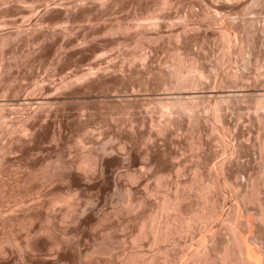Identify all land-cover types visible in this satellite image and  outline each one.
<instances>
[{"label":"rangeland","instance_id":"374dc122","mask_svg":"<svg viewBox=\"0 0 264 264\" xmlns=\"http://www.w3.org/2000/svg\"><path fill=\"white\" fill-rule=\"evenodd\" d=\"M104 1L106 2L104 7L100 6L99 4ZM161 1L0 0V55L4 59V64L8 66L5 69V82H0V103L5 104L3 113L8 116L7 119L12 117L11 113L19 111L29 97L27 95L42 84L52 87V94L58 96L56 104H51V107L47 108L48 124L36 128L33 141L6 156L4 169H7V175L0 174V179L5 184V188L0 190V203L12 204L13 200L27 192L33 194V197L36 196V192L43 193L42 199L48 200L54 196L53 193L56 195L61 191V194L73 198L74 201L72 199L71 201H77L86 210L82 215H77L76 219H78L75 220L74 214L73 218L70 217L71 211L68 214L69 208L66 204L59 209L54 207L52 209L53 212L56 211L54 215L59 217L65 215L68 218L64 216L61 223L50 219L49 222L41 225L48 226L51 235L58 234L63 243L61 242L58 247H50L48 239L38 249L33 250V253L30 248L24 249L26 229L15 226V245L0 240V249L8 251L5 256H0V264H118L122 260V252L132 253V250L133 253L140 252L144 257H149L151 254L153 256L157 252L154 253L155 246L149 244V240H140L138 242L140 246L131 243L130 237L135 231L138 213L134 214L126 210L127 196L142 197L145 201L143 206L145 210L141 211L149 212L156 209V205H160L165 195L170 196L175 191H179L178 194L185 198L180 202L181 208L190 216V213L201 205L202 198L199 199L197 190L201 188L202 183L221 178L215 176L214 169L227 157L229 160L228 158L226 160L228 163L226 162L225 175L227 174V179L231 184L233 183V190L219 187L216 183L208 196L209 205L219 199L220 209L217 211V217L211 222L201 225L197 223L196 227L193 226L194 234L192 232L176 234L172 240L176 247L171 243L169 247L167 244L169 242L166 243L168 246L161 244L156 247L160 249L161 246L168 247L169 250L167 249L165 255H171L170 259L166 257L168 255L164 256L172 263L167 260L166 264L169 262L183 264L193 251H202L203 241H206L207 247L212 245L211 248L209 247V250H212L211 254L218 252L221 248L220 244L231 238V233L222 220L225 215L233 212L235 205L240 204V196L247 191L245 207H240L239 216L241 215L242 221L252 220V228L247 230V234L250 233L253 237L254 247L255 245L258 247H255L256 249L264 250V221L258 220L260 208H264V149L260 151L257 145V141H261L264 134L255 121L256 114L261 115L263 109L255 113L254 106L259 98L264 104V29L262 27L264 25L261 22L264 21L262 20L264 0L257 4L252 0H241L234 6L233 0L232 3L229 0H171L170 4L162 8ZM224 2L229 3V6L226 5L228 8L225 7ZM154 20L158 26L151 28ZM251 20H257L254 23L257 25L249 26ZM220 22L225 24L232 22L234 27L239 24V29L241 24L243 25L242 22L249 26L247 32L250 35L246 34V30L241 35L244 36L242 53L235 52L233 42L226 47V44L219 39L216 27ZM148 24L150 28H144ZM119 25L121 28L128 26L135 28L126 30L127 32L108 31ZM182 25L188 27L189 33L185 36V40L178 43L174 35L176 31L181 30ZM250 27L253 30H250ZM231 39H233L232 35ZM180 56H183L186 64L187 61L196 60L197 66L204 73V78L200 82L194 77L193 81L198 83L194 85L195 87L177 91L164 84L169 81L167 73L176 62V57ZM138 57L145 58V61L139 60ZM142 62L144 63L141 64ZM110 63V67L114 65L117 69L121 68L125 80H121L119 71L113 74L110 70L105 72V76L94 75L96 80L93 78L94 81L91 80L88 85L82 87L77 88L73 85L74 87L67 86L68 88L64 89L63 86L58 85L60 82L64 84V80L73 75L86 73L89 69L95 71L98 67L100 69L106 67V64L109 66ZM231 74L237 78L243 76L242 82L237 79L234 80L237 81L236 83L232 81L229 77ZM220 80L224 81L223 87ZM218 91H223L226 96H236V99L230 100L228 106L221 105L224 107L223 112L226 113L222 124L212 123L215 121L209 109L214 101L206 98L207 94ZM165 92L194 98L202 118L199 124L192 127L188 125L186 117L180 115L177 120V124L178 122L180 124L171 126V129L163 134L164 136L157 137L159 146L152 147L150 142L145 141L146 136L153 132L149 130L150 121L147 120L151 118L154 123L159 122L161 125L165 122V117L159 113L151 99ZM22 98L25 99L22 101ZM17 99L19 102L21 100V105H18ZM140 118L148 124L144 123L143 127L138 124L136 126L135 122ZM131 125H134L136 130L132 136L134 141L128 142L125 139L132 134ZM221 125H227L228 129L222 128ZM177 127L180 129L178 130ZM187 128L191 129L187 131ZM223 130L228 131L227 136L222 133ZM58 134L60 136H57ZM220 134L228 141L234 139L249 143L242 150L237 149L238 154L234 157L236 159L230 162L231 151L220 145L222 142L219 140ZM12 137L15 138L17 135H11L6 129L0 128V144H7ZM199 137L203 140L200 141L201 143ZM123 143H126L127 147L121 150ZM103 148L105 154L107 153L105 158L103 157L107 164L103 177L93 170V172L76 170L74 164H78L82 154L88 150L101 152ZM146 153H150L149 157H145ZM155 159L157 162H154ZM61 161L64 167L73 168L74 174H77L78 184H74L65 176L63 184L59 183L57 178L53 179V174L59 168ZM45 173L50 175L47 177L51 178V181L46 182L47 185L44 183L41 191L38 188L43 182L41 179ZM143 173L145 179L141 177ZM82 180L84 183L86 181L88 186L82 187L84 186ZM145 188L149 190L148 193H145ZM249 189L251 190L248 192ZM8 192L11 194L10 197ZM103 216L104 220L97 222V218ZM20 217L19 215L17 218ZM211 225L213 228L210 227ZM212 230L217 232L215 238L210 237ZM5 231H8V225L5 227L0 225V236ZM98 244L107 245L110 252L105 254L94 252ZM174 255L176 257H173ZM159 257L162 260V256Z\"/></svg>","mask_w":264,"mask_h":264},{"label":"bare ground","instance_id":"6f19581e","mask_svg":"<svg viewBox=\"0 0 264 264\" xmlns=\"http://www.w3.org/2000/svg\"><path fill=\"white\" fill-rule=\"evenodd\" d=\"M228 1V0H227ZM231 3L232 1L229 0ZM233 6L234 4H237L239 3V1L241 0H237L235 2V0H233ZM254 3H258L260 2L261 0H252ZM171 0H162L161 1V4H160V7H165L167 6L168 4H170ZM105 1L104 2H101L99 5L100 6H103L105 5ZM225 5V7H227L226 5L229 6V3L227 2H224L223 3ZM108 5V4H106ZM231 5V6H232ZM104 7V6H103ZM224 7V6H223ZM222 7V9H224ZM228 8V7H227ZM216 18V17H214ZM213 18V19H214ZM153 20V19H152ZM156 20V19H155ZM155 20H154V24L152 22V25L150 26L151 28H155L158 26L157 23H155ZM264 20V19H262ZM248 21V20H246ZM257 21V20H255ZM255 21L251 20L249 21V26L250 24H254ZM259 21V20H258ZM215 22V21H214ZM245 22V21H244ZM244 22L243 25L241 24V27L239 29V26L236 25L235 27L233 26V24H231L232 22L225 24L224 22L223 23H219V25L216 27L217 30H216V33H217V36L219 37V39L223 42V44H226V47L228 45L231 44V42L234 43L233 47H234V50L236 53H242L243 52V40H242V37L244 39V36H241L242 33L246 30H248V25H244ZM264 25V21H261ZM246 23V22H245ZM260 23V21H259ZM151 24V23H150ZM214 24V23H213ZM214 25H217L216 23ZM255 25L257 24H254L252 25V27H254ZM259 25V24H258ZM118 26V25H117ZM245 26L247 27V29H245ZM137 28H139V26H136ZM149 27V24L144 26V28H150ZM263 29H264V26H262ZM111 28V27H110ZM133 26L132 27H125V28H121V26L119 25V27H112L110 30H108L109 32H123L122 30L126 31V30H132ZM135 28V26H134ZM133 28V30H134ZM137 28L135 30H137ZM261 28V27H260ZM258 29V28H257ZM145 30V29H144ZM250 30H253V28L251 29L250 27ZM256 30V28H255ZM127 32V31H126ZM215 32V31H214ZM187 33H189V29L186 25H182L181 26V30L179 31H176L175 32V37H176V40L177 42L178 41H181L185 38V36L187 35ZM264 33V32H263ZM215 34V33H214ZM246 34H248V36L250 35L249 32H247ZM245 34V35H246ZM262 34V33H261ZM231 35H232V38L231 39ZM254 35H255V32H254ZM247 36V35H246ZM2 39V38H1ZM186 39V38H185ZM184 39V40H185ZM4 40V39H3ZM2 40V41H3ZM1 41V40H0ZM247 42H248V39H247ZM179 43V42H178ZM139 58V57H138ZM137 58V59H138ZM141 58V59H140ZM139 60L141 61H145L142 57H140ZM176 62L172 64V67H171V70L169 73H167V77L169 78V81L166 82L164 85H168L170 86L172 89L174 90H185L187 88H191V86H196L198 83L197 82H194L193 79L194 77H196L199 81L202 80L204 78V73L203 71L197 66L198 64L196 63V60H194V62H192L193 60H191V62L189 63L187 61V64H186V61L183 59V56L181 57H176ZM134 61V60H133ZM144 62H142L141 64H143ZM189 63V64H188ZM108 64H106V67H103V68H99L96 69L95 71H93L92 69H89L87 70L86 73H83L80 74V75H73L71 78H68L66 80H64V84L63 82H60L58 85L59 86H63L64 89L65 87H70V86H73V85H76L77 88L78 86L82 87L84 85H88V83H90V81L94 78L95 79V76H97L98 74H101V76H105V72L107 73V71H112V73L114 74V72L116 71H119V73L121 74H118L120 75L121 77V80H125V76H123V71L120 69H117L113 63H112V67L111 66V63L109 64V66H107ZM8 66H6L4 64V59L3 57L0 55V82H5V69L7 68ZM139 67V66H138ZM143 68V67H142ZM140 69V68H139ZM137 72V71H136ZM95 75V76H94ZM94 76V77H93ZM111 76V75H110ZM229 77L232 79V81L234 80H238L240 83L242 82L243 80V76H239L238 78L235 76V75H229ZM245 77V76H244ZM98 78V77H96ZM101 78V77H100ZM63 80V79H62ZM96 80V79H95ZM60 81V80H59ZM94 81V80H92ZM198 81V82H199ZM202 82V81H200ZM224 81L220 80V83H221V86L223 87L224 84L222 85ZM235 83L237 81H234ZM233 82V84H235ZM197 83V84H196ZM226 83V82H225ZM143 84V83H142ZM146 85V84H145ZM194 86V87H195ZM67 87V88H68ZM74 87V86H73ZM58 88V86H57ZM71 88V87H70ZM52 87H49V86H44L43 84L36 87V89L34 88L33 92L30 93L29 96L26 101L24 102V104H22L23 106L21 107H24L23 109H19V111L17 110L16 112H12V117H10L9 119H7L8 116L5 115V113H3V111H5V104H2L0 103V128L2 130L6 129V131H8L11 135H14L16 134L17 137L15 138H11L10 141L7 143V144H0V174H6L7 175V172L6 170L7 169H4V162H5V159H6V156L11 154L13 151L17 150V149H20L22 148L23 146H25L27 143L33 141L34 137L36 136V128L37 127H40L41 125H45L47 123V120H48V116H49V112L47 110V108H49L48 106H50L51 104H56V102L58 101V96L52 94ZM221 90V89H220ZM223 90V89H222ZM250 90V89H249ZM56 91V90H55ZM54 91V92H55ZM3 92V90L1 91ZM214 92V91H213ZM209 93L206 95V98H209L211 99L213 102V105L212 107L209 109L210 110V113H211V116H212V119L215 121V122H212V123H215V124H222L223 123V120L224 118L226 117V113L223 112V109L224 107H221V105L225 104L228 106V104L230 103V100L231 99H236V96L233 97L232 96H226L224 95L225 93L223 91H218V92H215V93ZM250 92V91H249ZM253 93V92H251ZM250 93V94H251ZM158 94V93H157ZM178 94V93H176ZM176 94H173V93H166L165 94H158L156 96H154V98L152 97V101L154 102V106H156V108L158 109L159 113L164 116V120L165 122L164 123H160L157 122V123H154V121L150 120L151 118H149L148 121H150V127H149V130H153L152 133H150V135L146 136V143L150 142L152 144V147L154 145L156 146H159L157 145V143L159 144V142H157L159 136L165 134L168 130H170L171 126L172 127H175L173 125H176L178 126L180 123L178 122L177 124V120L180 118L179 116L182 115V116H185L186 119L188 120V125L192 126V125H196V124H199L200 121H201V114H199V111L197 110V104H196V100L194 101L193 99L189 98V97H186V96H183L182 94L180 95H176ZM26 96V97H27ZM25 97V98H26ZM239 97V96H237ZM241 97V96H240ZM25 98H22L21 100L23 101ZM150 99V98H149ZM239 99V98H238ZM16 100V99H15ZM14 100V101H15ZM18 100V99H17ZM20 100V102H21ZM150 101V100H149ZM232 101V100H231ZM18 100V105H21ZM255 105V113L256 112H259L261 109H263V112L262 114L258 115L256 114V117H255V121L256 123L260 126V130L261 132H263L264 134V104H263V101L259 98L257 101H255L254 103ZM226 106V107H227ZM51 107V106H50ZM208 109V108H207ZM52 110V109H51ZM207 111V110H205ZM204 111V112H205ZM209 112V111H208ZM159 114V115H160ZM160 115V116H161ZM82 116V115H81ZM161 116V117H162ZM179 117V118H178ZM78 118V117H77ZM81 117L79 116V119ZM137 119V118H136ZM82 120V119H80ZM154 120V119H153ZM181 121V120H180ZM254 121V122H255ZM145 123V120L143 118H140L138 120V122L136 121V126L138 124V126L140 125V127H143L145 126V124H148V123ZM156 122V121H155ZM217 122V123H216ZM11 123V124H10ZM145 123V124H144ZM10 124V126L8 125ZM48 124V123H47ZM226 124V123H225ZM228 124V123H227ZM8 125V126H7ZM12 125V126H11ZM222 126V125H221ZM12 127V128H11ZM193 127V126H192ZM223 127H227V125H224L222 126ZM4 128V129H3ZM43 128V127H42ZM151 128V129H150ZM170 128V129H169ZM221 128V129H222ZM225 128V129H226ZM177 129L179 130L180 128L177 127ZM189 131V129L191 128H187ZM215 129V128H214ZM217 129V127H216ZM224 129V130H225ZM135 126L134 125H131L130 126V132L132 134H130L128 137H126V141L128 142H132L134 141L132 139V136H133V133L135 132ZM213 130V129H212ZM222 131V133L226 134L227 136V132L225 131ZM149 131V132H150ZM177 131V130H175ZM219 131V130H218ZM216 130V132H218ZM129 132V131H128ZM200 132V131H199ZM212 132V131H211ZM214 132V131H213ZM230 132V131H229ZM154 133V135H153ZM203 133V132H202ZM126 134V133H125ZM169 134V133H168ZM215 134V133H213ZM216 134H219V133H216ZM222 134V136H223ZM224 134V135H225ZM229 134V133H228ZM203 135V134H202ZM57 136H60L59 134ZM140 136V135H139ZM164 136V135H163ZM218 136V135H217ZM220 137H221V134H220ZM54 138V137H53ZM143 138V137H142ZM157 138V140H156ZM217 138V137H216ZM224 138V139H223ZM259 138V137H258ZM258 138L256 140H258ZM135 139V138H134ZM191 139V138H190ZM189 139V140H190ZM196 139V138H195ZM222 139V140H221ZM260 139V138H259ZM143 140V141H144ZM202 140V139H201ZM200 140V137H199V142L201 141ZM220 141H222L220 143V145L222 144L223 147L227 148V149H230L231 151V156H230V162L231 160H234L237 156V149H243L245 147H247L246 145L249 143H246L245 141L243 142L242 140L241 141H228V139H226L225 137H221L219 139ZM144 141V143H145ZM159 141V140H158ZM169 141V140H168ZM193 141V140H192ZM190 141V142H192ZM198 141V140H197ZM196 141V142H197ZM203 141V140H202ZM171 142V141H170ZM187 142V141H186ZM149 143V145H151ZM201 143V142H200ZM204 143V142H203ZM202 143V144H203ZM207 143V142H206ZM188 144V142H187ZM198 144V143H197ZM196 144V145H197ZM201 144V145H202ZM251 144V143H250ZM189 145V144H188ZM200 145V147H201ZM206 145V144H205ZM257 145H258V148L260 151H263L264 149V136H263V139L261 141H257ZM122 149H125L126 146V143H123L122 144ZM203 147V146H202ZM104 149V150H103ZM101 149L102 151H97L98 149H96L97 152H92V150H88V152H84L85 154H82V157L79 158L80 160H78V164H74V166L76 167V170L78 171H95L97 172L99 175H104L105 174V168L107 166V164L105 163L106 161H104L105 159V148ZM157 149V148H156ZM202 150V148H201ZM158 151V150H157ZM156 151V152H157ZM198 151H199V148H198ZM201 152V151H200ZM206 152V151H205ZM109 153V152H108ZM210 153V152H209ZM148 153H146L145 157H149V154L147 155ZM153 154V153H152ZM207 154V153H206ZM129 155V154H128ZM131 155V154H130ZM205 155V154H203ZM234 155V156H233ZM236 155V156H235ZM109 156V154H108ZM107 156V157H108ZM126 156V155H125ZM104 157V158H103ZM228 158V157H227ZM227 158L223 161H220V163L215 166V169H214V173H215V176L218 177V176H221V178H217V180H210L209 182H204V184L202 183V186L198 191L197 195L200 199V197L202 198L201 200V205H199V202H198V205H199V209L196 208L195 211L191 212L188 216L187 213H185L183 211V209L181 208V200L183 199L181 197V195L178 194V192L175 191L174 194L170 195V196H164L163 197V200L160 201V205H156V209H152L150 210L149 212H146V211H141V210H145L143 209V206H144V199L141 197V198H133V196L131 195L129 197V195L126 197L127 198V201H125V204L127 205L126 209L127 211L129 210L130 212H134V214H137V224L135 223V231L133 232L132 234V237L131 238V243H137L138 246H140L138 244V242L140 240L143 239H146L149 240V244L155 246V251L154 253L157 252V254H155L156 256L158 255L159 256H162V260H161V257H155V255L152 254L148 257H144L143 254H141L140 252H134L133 253V250H132V253H126V252H122V260L120 262H118V264H163L165 263L168 258L171 256L169 254H166L168 256L165 255V252H167V249H168V245L171 243L174 245V243L172 242V240H174V236H176V234H181L182 233H191L192 230L194 229V227H196L195 225L197 223H199L200 225L203 224V223H207V222H211L213 221L216 217H217V211L220 209V202L219 199L217 200V202H212V204H208L210 203V199L208 200V196L211 194V192L213 191V189L215 188V185L216 183L219 184V187H223V188H227V189H230V190H233V183L231 184V182L229 181V179H227L228 177H226L225 175V171H226V164L228 163L226 160ZM107 159V158H106ZM148 159V158H147ZM146 159V160H147ZM208 159V158H207ZM156 160V159H155ZM229 160V158H228ZM150 161V160H149ZM154 162H157L154 161ZM227 162V163H226ZM48 163V162H47ZM151 163V162H150ZM207 163V162H206ZM58 164V163H57ZM154 164V163H153ZM152 164V165H153ZM157 164V163H156ZM49 165V164H48ZM73 165V164H72ZM68 166H71V165H68ZM151 166V165H150ZM45 167V166H44ZM73 167V166H72ZM74 167V168H75ZM155 167V166H154ZM66 169V170H65ZM73 168L71 167H64V163L61 161V164L59 166V168L57 170H55L54 174H53V179L57 178L59 183H64V176L67 178V179H71V181H73L74 184H78V180L76 179V175L77 174H74ZM153 169V168H152ZM49 170V169H48ZM149 170V169H148ZM66 171V172H65ZM75 171V170H74ZM92 171V172H93ZM157 171V170H156ZM155 171V172H156ZM64 172L66 173L64 175ZM148 172V171H147ZM199 172V171H198ZM53 173V172H52ZM77 173V172H76ZM82 173V172H81ZM35 174V173H34ZM38 174V173H37ZM145 173H143L141 175V177H144L145 179V176H144ZM153 174V172H152ZM0 175V176H1ZM32 175V174H31ZM47 176H50V175H47L45 173V175H43V182H41L42 184L39 186V190H41L42 188V185L46 182H48L51 178H48ZM80 176V175H79ZM154 176V175H153ZM195 176V174H194ZM52 177V176H51ZM55 177V178H54ZM84 177V176H83ZM103 177V176H102ZM130 177H132V175H130ZM148 177V176H147ZM4 178V177H3ZM37 178V177H36ZM134 178V176H133ZM140 178V177H139ZM208 178H210L208 176ZM20 179V178H19ZM18 179V180H19ZM52 179V180H53ZM80 179V178H79ZM85 179V178H84ZM131 179V178H130ZM136 179V177H135ZM142 179V178H141ZM143 179V180H144ZM147 179V178H146ZM213 179V178H212ZM235 179V178H234ZM134 180V179H133ZM203 180H205L203 178ZM16 181V180H15ZM26 181V180H25ZM34 181V180H33ZM39 181V180H38ZM51 181V180H50ZM132 181V180H131ZM141 181V180H140ZM235 181V180H234ZM264 181V179H263ZM262 181V182H263ZM79 182L81 183V181L79 180ZM83 182V180H82ZM193 182V181H192ZM200 182V181H199ZM26 183V182H25ZM37 183V182H36ZM39 183V182H38ZM52 183V182H51ZM79 183V185H80ZM84 183V182H83ZM135 183V182H134ZM206 183V184H205ZM264 183V182H263ZM20 184H21V180H20ZM61 184V185H62ZM191 184V183H190ZM252 184V183H251ZM47 185V184H46ZM53 185V183L51 184ZM84 186L82 187H85L88 186L86 181L84 184H82ZM193 185V184H192ZM196 185V184H195ZM135 186V185H134ZM137 186V185H136ZM146 186V185H145ZM148 186V185H147ZM248 186V185H247ZM252 186V185H251ZM258 186V185H257ZM44 187V185H43ZM46 187V186H45ZM50 187V186H49ZM194 187V186H193ZM218 187V188H219ZM5 188V184L1 181L0 179V190L4 189ZM47 188V187H46ZM51 188V187H50ZM81 188V187H80ZM195 188V187H194ZM236 188V187H235ZM251 188V187H250ZM44 189V188H43ZM52 189V188H51ZM81 189H84V188H81ZM141 189V188H140ZM253 189V188H252ZM48 190V188H47ZM251 189L248 190V192L250 191ZM38 191V190H37ZM43 191V190H41ZM135 191V190H134ZM133 191V193H134ZM145 193L149 192V190H147V188L144 189ZM193 191V190H192ZM200 191V192H199ZM221 191V190H220ZM225 191V189H224ZM61 191H59L58 194H54V196H50L51 198L48 199V200H43L42 198V195L43 193H35L36 196L33 197L31 195L30 192H27L25 193L23 196H19L18 199H15L12 201V204L9 203L7 205H3L2 203H0V225L2 227H5V225H8V231L5 233H2V236L0 240H2L3 242L9 244V245H15L16 243V240H15V230H14V227L15 226H20V227H23L26 229V236L27 238L25 239V246L26 248L24 249H29L30 251H32L33 253V250H36L39 248V246L43 243H45V241L47 242V240L49 239L50 240V247L51 246H59L61 245L60 243L62 242L60 239L61 237L57 235H51V232H50V229L48 228V226L46 225H41L42 223L44 222H49L50 219H55V221L58 223V222H62L64 220V216H61L62 214H60L61 217H59L58 215H54V213L56 212H53L52 209L54 207H56V209H59V207H63L64 204H66L69 208V211H68V214L70 212V217L73 218L75 220L76 219V216L81 214L86 210L83 209L82 205L79 204L77 201L73 202L74 199L69 197V196H64V194H61L60 193ZM196 192V191H195ZM171 194V192H169ZM215 193V192H214ZM234 193V192H233ZM38 194V195H37ZM40 194V195H39ZM213 194V193H212ZM219 194V193H218ZM221 194V193H220ZM10 192H8V196L10 197ZM15 195V194H14ZM46 195V194H45ZM52 195V194H51ZM150 195V194H148ZM196 195V196H197ZM224 195V194H223ZM247 191H245V193H243L241 196H240V200H239V203L240 204H237L235 205V208H233L234 210H231L233 211L232 213H228L227 215H225V218H223L222 222L225 223V225H227L230 233H231V238L226 241V242H223L222 244H220L221 248L218 252L216 253H213L211 254L212 250L210 251L209 250V247L211 248V246L209 245V247H207L206 245V241L204 242L203 241V245H202V251L200 250H195V251H191L192 253L189 255V258L186 262H183V264H264V250H258L256 249L255 247H257L255 245L254 247V244L252 242V238L250 233L247 234V230L252 228V220L251 219H246L245 221H242L240 219V216H239V213H240V207L241 206H244L245 205V201L247 199ZM32 196V197H31ZM143 196V195H142ZM213 196V195H212ZM17 197V196H16ZM15 197V198H16ZM132 197V198H131ZM147 197V196H146ZM185 197V196H184ZM211 197V196H210ZM225 198V197H224ZM71 199L73 201H71ZM185 199V198H184ZM183 199V200H184ZM212 199V198H211ZM251 199V198H250ZM11 200V199H10ZM76 200V199H75ZM147 201V199H146ZM214 201V200H212ZM216 201V200H215ZM77 202V203H76ZM124 202V201H123ZM11 204V205H10ZM223 204V203H222ZM236 204V203H235ZM258 204V203H257ZM81 205V206H80ZM84 206V205H83ZM66 207V206H65ZM245 207V206H244ZM85 208V207H84ZM148 208V206H147ZM187 208V207H186ZM192 208V207H191ZM189 208V210L191 209ZM242 208V207H241ZM61 209V208H60ZM87 209V208H86ZM150 209V208H149ZM198 209V210H197ZM264 209V208H262ZM260 208V215L258 216V220L259 221H264V210H262ZM94 210V209H93ZM122 210V209H121ZM91 211V210H90ZM125 211V210H124ZM126 211V213H127ZM129 212V213H130ZM136 212V213H135ZM188 212V211H187ZM21 213V214H19ZM104 213V212H103ZM122 213V212H121ZM120 213V214H121ZM246 213V212H245ZM59 214V213H58ZM74 214V216H73ZM21 216L19 219L17 218L18 216ZM122 215V214H121ZM165 215V216H164ZM69 216V215H68ZM73 216V217H72ZM130 216V215H128ZM164 216V217H163ZM85 217V216H84ZM90 217V216H89ZM93 217V216H92ZM65 218H68L65 216ZM70 218V219H71ZM126 218V217H125ZM128 218V217H127ZM220 218V217H219ZM247 218V217H246ZM73 219V220H74ZM106 219V218H105ZM129 219V218H128ZM74 220V221H75ZM94 220V219H93ZM104 220V216L103 217H100V218H97V222H102ZM258 220H255V221H258ZM53 221V220H52ZM15 222H18L17 224H15ZM73 222V221H72ZM106 222V221H105ZM129 222V221H128ZM8 223V224H6ZM91 223V222H90ZM122 223V222H121ZM131 223V222H130ZM213 223V222H212ZM219 223V222H218ZM94 224V223H93ZM125 224V223H124ZM214 224V223H213ZM212 224V225H213ZM263 224V223H262ZM52 225V223H51ZM100 225V224H99ZM119 225V224H118ZM117 225V226H118ZM212 225L210 227H212ZM125 226V225H124ZM123 226V227H124ZM214 226V225H213ZM221 226V225H220ZM111 227V226H110ZM127 227V226H126ZM133 227V226H132ZM200 227V226H199ZM19 228V227H18ZM213 228V227H212ZM221 228V227H220ZM4 229V228H3ZM16 229V228H15ZM121 229V228H119ZM131 229V228H130ZM210 229V228H208ZM7 230V229H6ZM255 230V228H254ZM258 231V229H256ZM209 231V230H208ZM207 231V232H208ZM219 231V230H218ZM194 234V232H192ZM62 234V233H61ZM220 234V233H219ZM252 234V232H251ZM255 234V232H254ZM128 235V234H127ZM210 235V234H209ZM217 235V232L216 230H212L211 231V238H215V236ZM126 236V235H125ZM191 236V235H190ZM219 236V235H218ZM217 236V237H218ZM107 237V236H106ZM104 239V238H103ZM257 239V238H256ZM122 240V239H121ZM213 241V239H211ZM218 240V239H217ZM130 241V240H129ZM211 241V242H212ZM215 241V240H214ZM213 241V242H214ZM254 241V240H253ZM169 242V243H167ZM175 242V241H174ZM201 243V241H199ZM63 243V242H62ZM121 243V242H120ZM130 243V244H131ZM168 245H167V244ZM217 243V242H216ZM220 243V242H219ZM255 243V241H254ZM23 244V243H22ZM107 244V243H105ZM119 245V243H117ZM163 246L164 245H167L166 248L162 247V249L156 247L158 245H161ZM177 244V243H175ZM179 244V243H178ZM183 244V243H182ZM180 243V245H182ZM210 244V243H209ZM63 245V244H62ZM99 245V246H98ZM97 247H96V250L94 252L96 253H100V254H105L107 252H110V248L109 247H106L107 245L103 246L101 244H98ZM112 245V244H111ZM110 245V246H111ZM136 245V244H135ZM150 245V246H151ZM219 245V244H218ZM19 246V245H18ZM65 246V245H64ZM109 246V245H108ZM261 246V245H259ZM49 247V246H48ZM47 247V248H48ZM132 247V246H130ZM170 247V245H169ZM174 247H176L174 245ZM201 247V246H200ZM199 247V248H200ZM2 248V247H1ZM8 248V247H7ZM56 248V247H55ZM136 248V246H135ZM151 248V247H150ZM157 248V249H156ZM180 248V247H179ZM198 248V249H199ZM258 248V247H257ZM3 249V248H2ZM0 249V256L4 255L8 252L7 249L6 250H2ZM5 249V248H4ZM52 249V248H51ZM57 249V248H56ZM114 249V248H113ZM134 249V247H133ZM137 249V248H136ZM153 249V248H152ZM151 249V250H152ZM173 249V248H172ZM176 249V248H175ZM59 250V249H58ZM57 250V252H58ZM112 250V249H111ZM131 250V249H130ZM129 250V251H130ZM140 250V248H139ZM169 250V249H168ZM174 250V249H173ZM177 250V249H176ZM181 250V248H180ZM38 251V250H37ZM65 252V251H64ZM93 252V251H92ZM175 252V251H174ZM178 252V251H177ZM182 253V252H181ZM57 254V253H56ZM79 254V253H78ZM160 254V255H159ZM61 255V254H60ZM93 255V254H92ZM168 257L167 259L165 258V256ZM173 255V254H172ZM180 255V254H179ZM77 256V255H76ZM164 256V258H163ZM176 256H178L176 254ZM175 255L173 257H176ZM120 257V256H119ZM172 257V258H173ZM62 258V257H61ZM117 257H115L116 259ZM121 258V257H120ZM146 258V259H144ZM181 258V257H180ZM178 258V259H180ZM161 260V261H158V260ZM170 259V258H169ZM75 260V259H74ZM90 260V259H89ZM97 260V259H96ZM118 260V259H117ZM45 261V260H44ZM170 261V260H168ZM167 261V262H168ZM101 262V261H100ZM108 262V261H107ZM171 262V261H170ZM169 262V264H170ZM42 263V262H41ZM110 263V262H109ZM172 263V262H171ZM107 264V263H106ZM166 264V263H165ZM168 264V263H167Z\"/></svg>","mask_w":264,"mask_h":264}]
</instances>
